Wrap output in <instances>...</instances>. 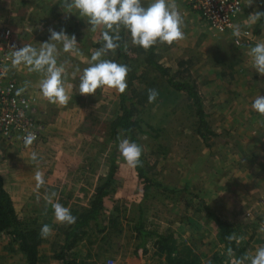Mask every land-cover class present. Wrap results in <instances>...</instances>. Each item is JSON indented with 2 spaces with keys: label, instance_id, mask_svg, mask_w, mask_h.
Instances as JSON below:
<instances>
[{
  "label": "rangeland",
  "instance_id": "rangeland-1",
  "mask_svg": "<svg viewBox=\"0 0 264 264\" xmlns=\"http://www.w3.org/2000/svg\"><path fill=\"white\" fill-rule=\"evenodd\" d=\"M189 1L208 27L185 28V38L172 45L157 43V61L168 67L170 74L180 80L196 77L198 90L202 96L205 95L201 99L206 104L204 110L211 133L206 135L205 140L200 138L197 131L198 118L191 101H188L184 93L164 88L160 73L145 66V56L141 55L139 59L142 66L138 74L146 77L142 90L148 92V89H156L159 95L153 103L147 101L140 106L137 117L161 128L162 136L155 140L144 135L140 137V143L147 169L167 188L158 191L155 199L143 203L144 223L147 230L154 233L172 231L178 234L177 244L180 249L187 247L194 250L201 260L213 258L215 252H221V257L225 254L222 251L225 245L219 230L213 235V229L207 227L212 220L211 215H216L211 212L213 209L210 206L218 210L217 217L229 222L221 210L226 206H234L236 210L244 204L247 210L240 212L243 222L240 224L246 225V230L250 232L241 231L242 236H235V241L238 246L246 248L244 257H251L259 242L250 237L254 232L258 235V232L264 231V158L260 161L261 170L253 179L244 178L240 174H224L226 171L222 169L230 168L226 162L236 157L239 150L236 145L237 132H227L223 121L227 116L236 118L237 115L236 111L227 110V106L239 103L241 110L245 103L248 105L247 99L253 102V95L257 94L259 85H264V82L257 84L255 76L253 81L251 76L258 73L252 67V58L248 54L251 46L264 40L260 37L264 30L255 28L247 19L242 21L245 12L243 3L244 10L235 21V26H239L240 30H250L254 40L249 47H240L234 43L233 30L218 32ZM141 2L147 7V0ZM250 9L252 12V7ZM64 11L67 10L61 8L60 0H0V32L11 30L10 43L13 48L19 49L30 44L39 49L40 43L49 40L48 29L52 28L56 31L64 29L69 36L75 35L79 49L78 53H66L61 44L57 45V64L65 67V86L72 97L66 106L53 105L42 95L40 83L45 78L44 73L30 71L25 65H7L8 80L16 82L20 95L35 100L38 119L43 122L45 131L31 146L23 144L25 149L22 150L14 146L9 148L14 150H7L1 144L0 159L3 166L0 171L7 180L9 190L16 188L21 191L17 194L19 201H16L17 207L23 209L21 229L26 234L36 231L38 235L43 224L53 229L51 236L41 238L40 263L55 264L53 259L63 245L65 232L71 225L55 222L52 204L47 202L46 196L55 192L57 195L52 198L53 203H61L70 209L72 215L78 217L90 207L97 189L109 174L110 158L116 154L118 167L105 209L108 214L119 209L114 215H119L117 224L112 227L106 219L103 226L108 231L99 232L92 223L84 241L73 251V256L81 259L83 264H127L126 260L129 262L138 244L132 227L133 221L140 215L142 194L132 174V167L127 165L120 153H116L113 143L108 142L111 125L121 115L120 93L108 88L97 89L94 96L78 93L79 76L90 65L93 52L103 46L102 33L107 29L100 27L93 30L88 18L81 17L76 9H72L71 13ZM122 32L127 50L133 52L137 45L132 44L130 32L121 27L119 35ZM103 58L122 64L116 50L114 54L109 52ZM183 63L188 64V69L184 67V71L176 73V64L179 67ZM216 64L223 67V78L212 71L218 68ZM190 67L192 70L195 68L191 72L193 75L190 74ZM132 72L130 70L128 74L127 84ZM140 84L135 82L126 94L131 96V91L135 86L141 87ZM49 105L60 107L61 113L51 112ZM74 109L78 110V114L77 122L72 127L69 114ZM49 119L54 121L48 128ZM143 127L147 129L145 123ZM33 152L38 156L36 161L31 159ZM38 170L44 173L46 181L39 190L34 179ZM238 182L246 184L249 197L243 196ZM250 183L254 184L251 191ZM252 204L255 207H248ZM260 204H263V210ZM235 229L240 230L238 225ZM209 234H212V240L208 241ZM148 245L146 256L150 264H162L161 258L152 256L153 242ZM232 259L227 256L224 261L231 264ZM26 263L25 254L13 238L0 233V264ZM244 264H251L250 259H246Z\"/></svg>",
  "mask_w": 264,
  "mask_h": 264
},
{
  "label": "clouds",
  "instance_id": "clouds-1",
  "mask_svg": "<svg viewBox=\"0 0 264 264\" xmlns=\"http://www.w3.org/2000/svg\"><path fill=\"white\" fill-rule=\"evenodd\" d=\"M253 2L254 0H249L248 6ZM60 4L61 8L67 10L64 11L66 13H71L72 9H76L81 17H87L93 30L100 27L107 29L102 33L103 46L93 52L90 65L84 68L79 76L78 93L80 95L94 96L97 89L103 88L114 89L120 94L126 92L127 77L131 70L129 66L103 58L109 52L114 54L115 50L120 47L118 42L121 27L130 32L133 45L145 50L157 43L172 45L185 38L184 20L175 0H152L147 7L142 5L141 0H60ZM262 18H264V12L255 11L248 15L247 22L255 24ZM48 31L49 40L40 43L39 49L30 44L19 49L13 48L12 64L14 66L25 65L30 71L44 73L45 78L40 83L42 95L52 104L66 106L72 97L65 86V67L57 64V45L61 44L66 53H78V42L75 35L69 36L64 29L56 31L49 28ZM233 34L237 37L241 35L239 26H233ZM248 54L252 58L254 70L264 76V40L251 46ZM158 95L156 89H148V102L153 103ZM251 108L258 114L264 115V96H257ZM35 140V133H28L24 137L25 146H31ZM118 151L130 167L142 166L143 148L141 145L124 138L119 142ZM31 159L33 161L38 159L35 152L31 154ZM34 179L37 190L46 183L44 173L39 170L36 171ZM56 195L52 192L46 196L47 202L52 204L55 222L61 225L75 224L77 217L72 215L68 207L59 202L53 203L52 198ZM52 233L53 229L48 224H43L39 235L42 239H47ZM226 239L231 241L235 237L229 235ZM227 254L233 257L231 264H244L246 259H250L251 264H264V246L259 247L251 257L234 258L232 248H228Z\"/></svg>",
  "mask_w": 264,
  "mask_h": 264
},
{
  "label": "trees",
  "instance_id": "trees-1",
  "mask_svg": "<svg viewBox=\"0 0 264 264\" xmlns=\"http://www.w3.org/2000/svg\"><path fill=\"white\" fill-rule=\"evenodd\" d=\"M119 36L120 40L118 43L120 47L116 49L118 59L122 61V64L128 65L133 71L130 75V82L128 83L127 89H130V87L133 88L135 82H138L139 84L141 83L140 85L142 86H135L136 88L130 93L131 96L126 94L128 93L127 90L124 94H120L121 115L112 123L108 138V142L113 143L116 153H120L118 151V145L121 139L127 138L130 141L141 145V136L147 135L155 140L162 136L161 128L152 126L137 117V114L140 113L139 107L143 106V104L148 101V92L142 90L146 77L144 74H138V70L142 66V62L139 59L141 55L145 56V66L147 65L154 71L160 73L161 76L159 75V77L162 79L164 88L169 87L175 92H179L180 94L184 93L183 95L189 99L188 101H191V104L193 105L192 107L195 108L196 118H198V134L201 139L205 140L206 135H210L211 132L208 127L204 104L197 83L191 81V77L180 80L178 77L170 74L169 68L161 65L157 61V44L148 50L136 46L133 52L129 53L124 39V33L122 32ZM182 71H184L183 68H181L178 73H181ZM144 123L146 124L147 129L143 127ZM141 161L142 166L132 168V174L137 179L140 194H142V197H140V215L136 221H133L134 225L132 227L134 239L138 243L134 255L137 259L146 255L149 250L148 244L153 242L155 255L162 259V264H201V259L194 250L187 247L180 249L177 244V239L179 237L178 234L172 231H167L161 234L154 233L147 230L145 227L144 210L142 207L143 203H146L149 199H155L158 191H164L167 190V188L162 182L157 180L154 175H151L150 171L147 169L144 152L142 153ZM117 163V155L113 154L110 158L111 166L109 174L102 185L99 186V189H97L90 207L82 212L77 217L76 223L69 226L65 232L64 243L58 254L55 256V259H53L55 264H83L81 259H77V257L73 256V251L84 241L87 229L90 225L93 223L99 232H107L108 228L106 229V226H103L104 220L107 219L108 224L112 227H115L117 224L119 215H114L116 212H119V209L116 208L110 214H108L105 209V202L110 195V189L114 186L113 179L115 177L114 174L117 171ZM211 217L219 229L220 238L226 248V253L223 256L214 259L216 263L229 264L224 261L228 255V248H232L235 258H243L246 248L238 246L235 239L231 241L226 239L229 235L235 237L236 226L227 221L221 220L217 216L212 215ZM21 226V218L15 211L11 195L5 189L4 179L0 171V233L10 235L13 238V241L19 245L21 251L25 254L27 260L26 264H42L40 263V253L43 243L40 235L35 233L36 231L26 234L23 229H21Z\"/></svg>",
  "mask_w": 264,
  "mask_h": 264
},
{
  "label": "crops",
  "instance_id": "crops-1",
  "mask_svg": "<svg viewBox=\"0 0 264 264\" xmlns=\"http://www.w3.org/2000/svg\"><path fill=\"white\" fill-rule=\"evenodd\" d=\"M147 1H148V5L152 2V0H147ZM248 1L243 0L245 12H244V16H242L243 17L242 21H245L246 19L248 20V15L252 14L253 11L254 12L255 11L264 12V0H254V2L252 4L253 6L250 5L252 7V12L250 9L251 7L248 6ZM175 2L178 6V9H179L182 17H183V20H184L183 30L185 28H207L208 27L207 23L205 24V22L202 20V17L200 16L199 12L196 11L192 7V4L190 3L189 0H175ZM239 23H240V20H239ZM254 25H255L254 26L255 28H263V30H264V18L260 19ZM260 37H261V39H264V31L260 35ZM187 65L188 64L183 63V64H180L178 67V65L176 64V66H175L177 68L176 73H178V71L181 70V68H184V66L187 68ZM216 65L218 66V68H214L212 71L217 72L218 76L220 78H223L225 75L222 72L223 67L220 64H216ZM233 68H234V66L231 65V69H233ZM194 70H195V68H194ZM194 70H192V68L190 67L189 71H190L191 75H193L191 72H194ZM254 76L257 77V79L255 80L257 84H262L264 82V76H261L260 74H255V75L253 74L251 76V77H253V81H254ZM191 79H193L195 82H197L195 76H191ZM209 79H207V80H209ZM197 85H198V83H197ZM259 87H260V89L258 90L257 94L253 95L254 96L253 100L259 95L264 96V85H259ZM199 93L201 95V91H199ZM203 96L205 97V95H203ZM208 97H210V96H208ZM247 103L249 106L245 103L241 110L239 109V103H237L235 106H227V108H226L227 110H230V112L236 111V113H237L236 118L227 116L225 118V120L223 121L224 124H226V125L223 127L225 129H227V132H229V133L232 132V130H235L237 132L238 141L236 142V145L238 146L239 154L236 157L232 158V160H229L228 162H226V165H228L230 168L228 170L226 168H223L222 171H226L224 173L226 175L227 174H236V175L240 174V176H242L244 178L250 177L253 179L258 174V172L261 170L260 165L262 163L260 161L264 158L263 157V155H264V115H260L256 111L252 110V108H251L252 101L247 99ZM53 105H49V110H51V112L54 111V112H60L61 113L60 107H56ZM205 105L206 104H204V109H205ZM77 111H76V109H74V110H72L73 113L69 114V116L72 118L71 119L72 127H74L75 126L74 123L77 122V114H78ZM63 113L64 112H62V114ZM53 121L54 120L49 119L48 128L51 127V125H49V124H51ZM46 128H47V125H46ZM14 147L18 150L25 149V146H23V144H17ZM9 148H10V146L5 145V149L8 150ZM9 150H14V149L11 148ZM1 165L3 166L2 163H1ZM2 176H4V175L2 174ZM3 179H4V183H5V189L12 197L16 213L18 214V216L20 215L19 217L21 218L23 209H22V207H17V204H16V201H19L17 194L21 191H18L16 188H14V189L11 188L9 190L7 188L9 186L7 185V180H6L5 176L3 177ZM255 182L256 181H254L253 183H255ZM238 185L243 190V192H242L243 196L249 197V191L246 187V184L242 183V182H238ZM252 185L254 186V184H251V183L249 184L250 191H251ZM244 193H246V194L244 195ZM206 205L210 206L209 204H206ZM260 205H262V207L260 209L263 210V204H260ZM248 207H255V206L252 204V205H249ZM210 208L213 209L211 211L212 213L219 215V212H218V210H216V208H213L212 206H210ZM230 208H233V210ZM246 208H247V206H245L243 204L240 207H237L236 210L234 209V206H229V207L226 206V208L221 210V213L224 215V217L226 219H228V221L230 223H232L233 225H236V226L238 225L240 230L239 231L236 230L235 236L242 234L241 231H244V232L249 231L250 232V230H246V228H247L246 225L240 224V223H243L241 221V218H240V212H242ZM261 212H260V215L263 217ZM216 215H214V216H216ZM227 216H228V218H227ZM263 219L260 218V221L263 222ZM256 225H257V223H256ZM209 226L214 231V233L213 232H211V233L213 235L217 234L216 232L219 229L217 228V226L213 220H210L207 227H209ZM204 233H207V232H204ZM212 234H209L210 238L209 237L207 238L208 241L212 240ZM250 238L257 240L259 242V244L255 248L254 252L259 247L264 246V231L258 232V235H256V232H254V233H252V236ZM148 249H149V245H148ZM154 250L155 249H153L152 256L155 255ZM222 251H224V253H226V248L224 247V250H222ZM216 253L217 252H215L213 254L214 255L213 259H217L216 257H220L221 252L219 254H216ZM143 256H141L139 259H137L133 253L129 258V262L126 260V263L127 264L128 263L129 264H150V261H148L147 256L146 255H143ZM208 258H212V257H206L205 259H208ZM144 259H146V260H144ZM205 259H202V260H205Z\"/></svg>",
  "mask_w": 264,
  "mask_h": 264
},
{
  "label": "built area",
  "instance_id": "built-area-1",
  "mask_svg": "<svg viewBox=\"0 0 264 264\" xmlns=\"http://www.w3.org/2000/svg\"><path fill=\"white\" fill-rule=\"evenodd\" d=\"M191 2L220 33L233 30L235 21L244 10L242 0H191ZM11 38V30L0 32V145L3 144L1 146L25 144L24 137L28 133H35L37 141L45 131L43 122L38 119L35 100L27 95H20L16 82L8 80L10 77L7 65L12 63L13 51ZM253 40L250 30H241V35L235 36L234 43L240 47H249ZM201 264L218 263L213 258H208Z\"/></svg>",
  "mask_w": 264,
  "mask_h": 264
}]
</instances>
